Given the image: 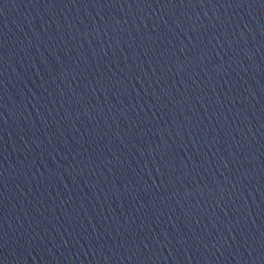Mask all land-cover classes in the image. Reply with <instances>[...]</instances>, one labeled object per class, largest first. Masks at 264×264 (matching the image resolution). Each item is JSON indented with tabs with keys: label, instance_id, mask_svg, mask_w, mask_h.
<instances>
[{
	"label": "water",
	"instance_id": "95a60500",
	"mask_svg": "<svg viewBox=\"0 0 264 264\" xmlns=\"http://www.w3.org/2000/svg\"><path fill=\"white\" fill-rule=\"evenodd\" d=\"M0 264H264V0H0Z\"/></svg>",
	"mask_w": 264,
	"mask_h": 264
}]
</instances>
